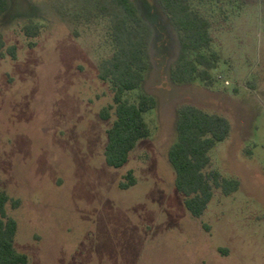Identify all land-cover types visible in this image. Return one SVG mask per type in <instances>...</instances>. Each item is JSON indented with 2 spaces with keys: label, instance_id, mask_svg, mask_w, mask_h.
I'll use <instances>...</instances> for the list:
<instances>
[{
  "label": "rangeland",
  "instance_id": "rangeland-1",
  "mask_svg": "<svg viewBox=\"0 0 264 264\" xmlns=\"http://www.w3.org/2000/svg\"><path fill=\"white\" fill-rule=\"evenodd\" d=\"M97 0H10L0 16V189L20 200L15 246L32 264H264V0H192L211 21L219 54L213 82L178 83L191 56L180 33L148 12V71L137 92L153 95L152 133L128 162L106 164L100 110L113 92L99 78L113 45ZM39 23L28 38L23 27ZM15 47V55L10 48ZM185 104L226 116L230 135L211 168L237 178L194 217L176 189L168 150ZM133 171L135 185L122 189Z\"/></svg>",
  "mask_w": 264,
  "mask_h": 264
},
{
  "label": "trees",
  "instance_id": "trees-1",
  "mask_svg": "<svg viewBox=\"0 0 264 264\" xmlns=\"http://www.w3.org/2000/svg\"><path fill=\"white\" fill-rule=\"evenodd\" d=\"M180 33L182 48L191 56L179 59L171 70V79L178 83L200 80L213 82L212 71L220 56L210 51L213 43L211 21L195 7L192 0H158ZM10 7V0H0V16ZM97 11L109 20V36L113 45L110 56L100 63L98 76L107 81L113 92L112 103L100 110V117L111 120L106 130L105 162L113 168L124 166L138 141L148 138L151 127L145 113L157 105L156 98L137 92L130 100L126 95L139 90L148 71V27L138 4L134 0H97ZM39 23H27L23 32L34 38L40 32ZM15 55V47L10 48ZM231 132L229 119L215 112L185 104L178 111L176 139L168 150V160L175 173V187L183 195L186 209L200 217L211 202L215 190L225 196L240 187L237 178L223 175L211 168L210 151L224 141ZM132 170L119 183L122 189L135 185ZM17 208L20 200L0 189V264H32L27 253L15 246L17 220L9 214L8 205Z\"/></svg>",
  "mask_w": 264,
  "mask_h": 264
},
{
  "label": "flooded vegetation",
  "instance_id": "flooded-vegetation-1",
  "mask_svg": "<svg viewBox=\"0 0 264 264\" xmlns=\"http://www.w3.org/2000/svg\"><path fill=\"white\" fill-rule=\"evenodd\" d=\"M140 8V12L143 15L142 11L146 10L150 18L153 16L158 17V19L165 25V17H169L166 11L161 7L158 0H134ZM144 17V16H143ZM170 19V17H169ZM171 21V20H170ZM172 24V22H171ZM165 27H167L165 25Z\"/></svg>",
  "mask_w": 264,
  "mask_h": 264
}]
</instances>
